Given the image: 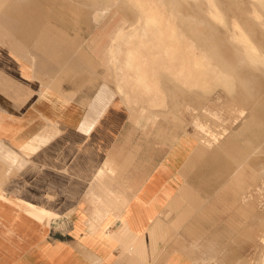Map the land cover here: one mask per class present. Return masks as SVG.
<instances>
[{"label": "crops", "instance_id": "crops-1", "mask_svg": "<svg viewBox=\"0 0 264 264\" xmlns=\"http://www.w3.org/2000/svg\"><path fill=\"white\" fill-rule=\"evenodd\" d=\"M6 7H0V17L13 11H7L11 7ZM17 10L16 13L21 12ZM105 17L87 35L83 34L85 45L89 47L91 42L90 56L80 59L82 69L68 77L74 86L61 87L73 93L62 105L59 93L43 92V83L31 67L34 62L29 53L35 51V37L27 42L20 33L13 34L23 40L14 43L6 38V32L0 33V144L5 145H0V152L18 155L15 158L19 163V168L6 173L0 161V186L6 191V198L10 196L16 202L13 204L41 210L30 219L23 212L14 214L12 203L0 198V264H215L222 261L221 248L227 247L223 238L246 236L242 231L250 225H246L245 218L252 209L240 197L251 183L244 173L238 180L237 172H222L214 162L215 156L208 155L213 162L203 158L199 161L204 168L209 163L214 165L213 176L209 178L213 190L205 193L196 188L187 174L199 162L191 163L194 155L191 151L198 141L189 135L185 124L180 128H155L160 142L169 147L159 164H156L155 143L159 140L156 137L152 140L155 152L148 153L143 160H135L140 145L127 148L130 136L121 135L119 130L127 120L124 101L110 102L108 96L112 86L108 62L117 45L114 42L120 35L121 24L107 31L110 22ZM21 21H0V31L6 28L29 31L31 24ZM39 25L38 29L34 27L38 32ZM36 40L43 47L39 33ZM73 46H76L74 41L66 49ZM39 53L38 60H43L44 54ZM99 67L104 71L99 73ZM95 84H98L95 94L86 88L78 91L83 85ZM205 129L213 140L203 136L199 141L207 145L219 142L215 139L218 134H226L225 127L220 131L206 124ZM122 141L127 144L126 151L120 145ZM180 161L183 164L175 171ZM94 167L99 170L93 176ZM29 168L36 175L30 182L28 179L33 176L28 177ZM79 172L87 175L85 181L71 178L70 173ZM18 173V180L14 181L12 175ZM109 174L114 181L109 186L111 196L105 197L102 188L101 206L95 204V216H90L91 203L86 197L89 182L98 178L102 181ZM239 182L243 188L237 198L234 195L241 187ZM212 194L216 195L212 197ZM238 206L243 213L237 211ZM230 207H234L233 212H227L231 211ZM223 214L228 215V221L221 224ZM57 219L59 229L52 236L51 225ZM94 223H100V227L94 228ZM100 228L111 234L103 236ZM212 229L215 231L209 235ZM259 242L264 244V233L259 235ZM235 260L234 264H252L242 257Z\"/></svg>", "mask_w": 264, "mask_h": 264}, {"label": "rangeland", "instance_id": "rangeland-1", "mask_svg": "<svg viewBox=\"0 0 264 264\" xmlns=\"http://www.w3.org/2000/svg\"><path fill=\"white\" fill-rule=\"evenodd\" d=\"M68 1L73 3L72 6L70 5L71 8ZM0 7H2V3H0ZM108 10L109 12L106 13ZM19 13H15L16 15L14 13L3 14L5 15L3 17L8 20L0 21L10 22V17H14L17 19H13L11 22L14 23V20L22 22L19 19L21 16ZM32 15L34 19L30 18L31 22L29 23L33 24L35 28L39 25L36 23L54 26V28L72 36L76 43L71 55H67L57 62H46V59L38 60V53H33L32 50L29 53V58L34 62L31 66L34 74L39 75L44 85L43 92L50 95L54 93L53 91L59 93L61 104H65L73 96L72 92L63 91L61 87L68 89L70 86H74L68 77L82 69L80 59L90 56L88 48L91 47V42H88L89 47L85 45L83 34L87 35L90 29L105 16V20L110 22L107 31L120 22V35L114 42L117 45L114 46L108 62V68L112 74V78L109 79L112 86H110L108 96L110 102L124 101L127 120L119 130H122L120 131L121 135H129L131 142L127 145L122 141L120 145L125 147L126 144L127 148L140 145V152L135 153L136 161L143 160L148 153L155 152L152 140L153 137L159 139L155 132V128L158 126L171 129L173 127L180 128L185 124L189 135L194 136L198 142L203 136L213 140V137L205 132L206 124L220 131L225 127L226 134H218L215 137L219 142L225 143L226 140L228 141V136L233 134L230 138L243 148L242 153H239L240 148L235 147V150L238 148L236 151L239 156L243 158L240 157L241 159L237 161L239 165L233 163L225 165L220 163L222 160L217 157H214V162L220 165L222 172H229L233 169L235 172L238 169V173L240 171L245 174L251 185L240 199L242 202H246L247 207L250 206L252 211L245 218L246 225L250 224L243 230L246 236H239L235 239L232 237L223 238L227 247L221 248L219 255L222 261H215V264H234L235 259L239 257L246 258L252 264H256L264 255V244L259 242V235L264 233V136L254 135L253 131L246 129L244 125L249 120L247 118L251 119V110L255 106L254 96L264 95V0H39L37 6L33 7L30 17ZM211 31L212 33H210ZM5 32L8 36L6 38L14 43L23 41H20L17 36H12L17 33H20L27 42L34 41L33 34H29L23 29L17 31L6 28L4 31H0L2 35ZM221 35L222 37H220ZM222 38L224 39L222 40ZM225 41L227 44L224 45ZM216 44L222 45L223 48H230L233 51V54L230 51L232 54L230 56H233L230 61L235 62L232 64L237 69L243 67L255 73L258 80L256 83L259 82L261 88L257 84L253 90L244 89L236 73L232 70L233 68L223 66L224 62L219 59L213 49ZM20 45H16V47ZM129 49L131 58L127 56ZM32 53L34 56L31 55ZM241 57L245 63L237 66L243 62L240 60ZM127 59L129 60L127 61ZM189 68L190 70H188ZM98 70L101 73L104 68L99 67ZM139 73L145 74L144 80H139ZM119 80L123 83V88L120 90L117 87ZM85 88L95 94L98 84L83 85L78 91ZM51 91L52 93H50ZM252 94L254 95L252 96ZM252 142L255 147L251 144ZM155 145L156 164H159L167 155L169 147L162 144L160 139L156 141ZM231 147L233 149V145ZM127 148L125 147V151ZM213 151L214 149L208 150L203 157L206 162L208 160L213 162L211 158L207 157L208 155L214 156ZM2 154H0V161L5 164L2 166L4 171L7 173L12 168L17 169L15 166L9 165L8 167L7 165L9 163L6 155L10 156V154L5 153V156ZM247 155L252 157L246 159ZM245 160L250 161L251 165H246L247 161ZM182 164L180 161L175 171H178ZM213 167L214 165L209 163L204 168L202 162L199 161L195 168L187 174V178L192 184L195 183L196 188L210 193L213 189L209 185L212 182L209 181V178L211 175L213 176ZM225 167H227L226 170L223 169ZM28 172V177L33 176L29 177L28 181L30 182L36 175L33 174L35 172L33 168H29ZM19 175L20 173L12 175V179L18 180L16 178ZM71 178L74 181L78 180L77 177L71 176ZM113 182L110 175L105 176L102 181L93 179L89 182L90 188L86 197L91 203L90 216H95V204H98V207L101 206L99 198L102 196V188L105 197L111 196L109 186ZM2 189L0 186V198L7 199L8 203H12L13 213L20 214L25 207L13 204L16 202L11 200L10 196L6 198L4 194L6 192ZM215 195L212 194V197ZM72 208L75 209V207ZM230 209L231 211L227 210V212H233L234 207H230ZM227 217V214L221 215L220 223H227ZM250 217L252 220L249 221ZM58 219L56 223H51L52 236H56L54 232L59 229ZM61 224L66 226L62 221ZM251 230L253 231L251 232ZM212 231L208 234L211 235L215 230L212 229ZM239 233L241 232L236 234Z\"/></svg>", "mask_w": 264, "mask_h": 264}, {"label": "bare ground", "instance_id": "bare-ground-1", "mask_svg": "<svg viewBox=\"0 0 264 264\" xmlns=\"http://www.w3.org/2000/svg\"><path fill=\"white\" fill-rule=\"evenodd\" d=\"M38 1L39 0H0V3H2V6H7V7H11V8H9V10L7 9V11H12L14 14L16 13V12H18V10L17 9H19V11H24V12H21V13H19V15L21 14V16H20V20H24V21H28V22H31V20H30V18L32 19L33 18V15L30 17V14L29 13H31V10H32V8L34 7V6H37V4H38ZM41 2V1H40ZM105 2V1H104ZM68 3V5H69V7L71 8V6L73 5V3H71L70 1H68L67 2ZM99 5H100V3H98ZM107 4V3H106ZM105 4V5H106ZM71 5V6H70ZM6 7V8H7ZM68 7V8H69ZM109 7V6H108ZM24 8V9H23ZM27 8H28V10H27ZM48 9V8H47ZM198 9V8H197ZM17 10V11H16ZM72 10V9H71ZM70 11V10H69ZM4 12H6V11H4ZM4 12H2V13H4ZM11 12V13H12ZM9 13L10 12H8V14H6V15H9ZM12 13V14H13ZM24 13V16L22 17V14ZM73 14V13H72ZM16 15V14H15ZM2 17H0V20H5V19H7L6 17H3V16H5V15H1ZM35 17V16H34ZM10 19L11 20H9L10 22L13 20V19H17V18H14V17H10ZM34 19V18H33ZM8 20V19H7ZM6 21V20H5ZM19 21V20H18ZM33 21V20H32ZM14 22H15V20H14ZM47 22V21H46ZM147 22V21H146ZM13 23V22H12ZM48 24V23H47ZM154 24V23H153ZM146 27V26H145ZM156 30V29H155ZM154 30V31H155ZM157 31V30H156ZM29 34H33V36L35 37V51L33 50V53H38V52H40L41 54H44V56H42L41 55V57H42V59H43V61H44V59H46L45 61L46 62H54V61H59V60H61L62 58H64L65 56H67V55H70L72 52H73V48H71V49H66L67 48V46H69V45H71V44H73V39H71L70 37H68L69 36V34H67L66 32H64V31H60V30H58V28L56 29V28H54V26L53 27H50V25H42V26H40V31L38 32L36 29H34V26H33V24L32 25H30L29 26ZM137 32V31H136ZM217 32V31H216ZM215 32V33H216ZM38 33H39V35H40V39L43 41V47L42 46H38V44H37V40H36V38H37V36H38ZM155 33V32H154ZM154 33H152V34H154ZM210 33H212V31L210 32ZM209 33V34H210ZM217 33H219V32H217ZM145 34V33H144ZM220 34V33H219ZM136 35V34H135ZM218 35V34H217ZM144 36V35H143ZM145 36H146V34H145ZM144 36V37H145ZM154 36V35H153ZM205 36V35H204ZM219 36V35H218ZM245 36V35H244ZM133 37H134V35H133ZM133 37H131V38H133ZM155 37H156V35H155ZM209 37H210V35H209ZM213 37V36H212ZM220 37H222V35L220 36ZM219 37V38H220ZM159 38V37H158ZM157 38V39H158ZM206 38H207V35H206ZM218 38V37H217ZM226 38V37H225ZM212 39V38H211ZM214 39H215V37H214ZM214 39H213V41H214ZM224 38H222V40H223ZM227 39V38H226ZM229 39H231V38H229ZM130 40V39H129ZM128 40V41H129ZM160 40V39H159ZM208 40V39H207ZM160 41H162V40H160ZM210 41V40H209ZM218 41H219V43H221L220 42V40L218 39ZM2 42V41H1ZM130 42V41H129ZM229 42V41H228ZM133 43V42H132ZM214 43V42H213ZM129 44V43H128ZM225 44H227L226 43V41H225V43H224V45ZM213 45V44H212ZM223 45V46H224ZM214 46H216L215 48H213V49H215V52H216V54H217V56L219 57V59H221L224 63V67H231V68H233L232 70L236 73V75H237V77L239 78V82H240V84H242V86H244V89H246V90H253L256 86H257V84L259 85V88H261V85L259 84V82H257L256 83V81H258L257 80V78H256V75H255V73H253L251 70H249V69H245V68H243V67H241V69H239L240 67H238V69H237V67L236 66H234L232 63H234L235 64V62H233V61H230V59L231 58H233V56L231 57L230 55H232L233 54V51L230 49V48H227V47H222V45L221 46H219V44H216V45H214ZM227 46V45H226ZM251 46V45H250ZM228 47H230V46H228ZM231 47H233V46H231ZM177 48H178V46H177ZM235 48V47H234ZM133 50V49H132ZM136 50V49H135ZM234 50V49H233ZM171 51V50H170ZM230 51H232V54H230ZM133 52V51H132ZM33 53L31 54V55H33ZM39 53V54H40ZM140 54H141V52H139ZM173 53V52H172ZM175 53V52H174ZM173 53V54H174ZM130 55H131V50L129 49L128 51H127V56L129 57V58H131L130 57ZM236 55V54H235ZM241 55V54H240ZM34 56V55H33ZM36 56V55H35ZM172 56V55H171ZM238 56V55H237ZM242 56V55H241ZM243 57V56H242ZM240 58V60H243V62H241L240 64H237V66L239 65V66H241L242 64H244L245 62H244V59L243 58ZM38 58V57H37ZM36 58V59H37ZM173 58V57H172ZM133 59V58H132ZM146 59V58H145ZM229 59V60H228ZM236 59H237V57H236ZM129 59H127V61H128ZM137 60V59H136ZM208 60V59H207ZM130 61H131V59H130ZM239 62V61H238ZM188 63V62H187ZM186 63V64H187ZM139 64V63H138ZM128 65H130V63H128ZM188 65V64H187ZM126 66V65H125ZM245 66V65H244ZM188 68V67H187ZM137 69L139 70V68H138V66H137ZM188 70H190V68L188 69ZM35 72H37V71H35ZM39 72V71H38ZM262 75V74H261ZM264 76V75H263ZM138 78H139V80H144L145 79V74H138ZM199 78V77H198ZM262 78V77H261ZM125 79V78H124ZM42 81V80H41ZM264 81V80H263ZM263 81H261V82H263ZM48 82V81H47ZM260 82V83H261ZM145 83V82H144ZM46 84V83H45ZM263 84V83H262ZM44 86V85H43ZM117 87H119V90L120 89H122L123 88V83H122V81H118V86ZM239 87V86H238ZM257 89H258V87H257ZM260 90V89H259ZM263 90V89H262ZM258 91V90H257ZM240 93V92H239ZM262 93V92H261ZM263 94V93H262ZM254 94H252V96H253ZM257 95V94H256ZM254 98H255V100H254V107H253V109L251 110L252 112V115H250L251 116V119L250 118H247V119H249L248 121H246L247 123H245V125L244 126H246V129H248V130H250L251 132L253 131V133H254V135H257L258 137H262V136H264V95L262 96H258V97H256V96H254ZM67 99V98H66ZM252 100V99H251ZM64 101V100H63ZM64 103V102H63ZM62 105V104H61ZM249 116V117H250ZM259 117V118H258ZM55 125V124H54ZM60 130V129H59ZM231 135H233V134H231ZM231 135L230 136H228V141L226 140V142L225 143H222L221 141L220 142H216V143H214L213 145H207L206 143H204V142H198L199 144H198V146L195 148V149H193L192 151H191V153H194V155H193V158H192V160H191V163H195V162H198L199 160H201L206 154H207V152H208V150L209 151H212L213 149H214V151L212 152V153H215V157H217V159L218 158H220V160H222V161H220V163H223V164H225V165H227V164H230V163H233V164H235V165H239V163L237 162L238 160H240L242 157L241 156H239V153H242V151H243V148H241V146H239V143H238V145H237V142H235V141H233V139H231L230 137H231ZM226 138V137H225ZM255 138H257V137H255ZM258 139V138H257ZM222 140H223V138H222ZM252 140V139H251ZM254 143H256L255 141H253ZM251 143V144H253V146L255 145L254 143ZM1 143V142H0ZM175 144V143H174ZM173 144V145H174ZM1 145V144H0ZM231 145H233V149H232V147H231ZM1 146H3V143H2V145ZM0 146V147H1ZM5 146V145H4ZM3 146V147H4ZM239 147L240 149H239V153L235 150V147ZM250 146H252V145H250ZM255 147V146H254ZM3 149V148H2ZM1 149V150H2ZM5 149V148H4ZM6 149H8V147L6 148ZM212 149V150H211ZM16 150V149H15ZM230 150H233V151H231L230 152ZM8 151V150H7ZM9 152H10V150H9ZM5 153H7V152H5V150H4V153L2 154L3 156H5ZM13 153V152H12ZM210 153V152H209ZM1 154V153H0ZM191 155V154H190ZM16 156H18V155H16L15 154V156H14V154L12 155L11 153H10V156L9 155H6V157H7V160H8V163L9 164H7L8 165V167H9V165H11V166H15L16 168L19 166V163L16 161L17 159L15 158ZM245 156V155H244ZM174 157V156H173ZM241 157V158H240ZM252 156H248L247 155V157H246V159L247 158H251ZM5 158V157H4ZM18 158V157H17ZM232 158V159H231ZM20 159H22L21 157H20ZM24 159V158H23ZM243 159V158H242ZM198 160V161H197ZM3 161V160H2ZM18 161H21V160H19L18 159ZM23 161V160H22ZM22 161H21V163H22ZM30 161V160H29ZM28 161V162H29ZM243 161V160H242ZM245 161H247V164L246 165H248V166H250L251 165V162L250 161H248V160H245ZM25 162V161H24ZM188 162V161H187ZM237 162V163H236ZM244 162V161H243ZM27 162H25V164H26ZM111 163V162H110ZM190 163V164H191ZM246 163V162H245ZM4 164V163H3ZM190 164H188V165H190ZM241 164H243L242 162H241ZM240 164V165H241ZM1 165V164H0ZM5 165V164H4ZM22 165V164H21ZM20 165V166H21ZM24 165V164H23ZM22 165V166H23ZM109 165V164H108ZM111 165V164H110ZM186 165H187V163H186ZM191 165H193V164H191ZM183 167V166H182ZM185 167V166H184ZM19 168V167H18ZM22 168V167H21ZM53 168V167H52ZM190 168V167H189ZM192 168V167H191ZM9 169V168H8ZM243 169V168H242ZM12 170H14L13 168H12ZM16 170V169H15ZM19 170V169H18ZM94 172H93V176L94 175H96V171H98L99 169H98V167H94ZM105 170V169H104ZM234 170V169H233ZM233 170H230L229 172H233ZM192 171V170H191ZM238 171V169L237 170H235V172H237ZM100 172V171H99ZM106 172V171H105ZM107 173V172H106ZM187 173V172H186ZM72 174V175H71ZM237 175H236V177H237V179L239 180L240 179V177L242 178V176H244V174L243 173H241L240 171H239V173L237 172L236 173ZM70 175L72 176V177H77L78 179H81V180H84L85 181V178H87L86 176L87 175H85V174H83V173H77V175L76 174H73V173H70ZM110 175V174H109ZM102 176V175H101ZM100 176V177H101ZM260 176V175H259ZM258 176V177H259ZM102 178V177H101ZM99 179V178H98ZM240 183V186L241 187H238V191L235 193L236 195H234V196H237V198H239L238 197V195H240L239 193H241L240 191V188H243L242 187V185H241V182H239ZM229 184V183H228ZM231 184V183H230ZM229 184V185H230ZM245 184V183H244ZM246 185V184H245ZM236 188V187H235ZM235 188H233L234 190H237V189H235ZM4 192H6L4 189H2ZM243 192H245V191H243ZM234 193V192H233ZM5 194V193H4ZM222 196H223V194H222ZM233 197V196H232ZM231 197V198H232ZM236 198V199H237ZM232 199H234V198H232ZM235 200V199H234ZM233 200V201H234ZM238 201V199L235 201V202H237ZM235 202H233V205L235 204ZM231 204H232V202H231ZM240 206V205H239ZM237 207V211H242L241 209V207H243L242 206V204H241V207ZM112 207V206H111ZM111 207H110V209H111ZM246 207V206H245ZM23 208V207H22ZM124 208V207H123ZM109 209V210H110ZM113 209V208H112ZM195 209V208H194ZM23 211V213L24 214H26V215H30V219H31V216H33L34 217V215L35 214H37V212H41V210L39 209V207H28V208H23L22 209ZM107 210V209H106ZM105 211V210H104ZM120 211V210H119ZM236 211V212H237ZM45 212H43V214H44ZM235 213V212H234ZM239 213V212H238ZM241 213H243V212H241ZM15 214V213H14ZM206 214V213H205ZM245 214V213H244ZM44 215H46V214H44ZM198 215V214H197ZM43 216V215H42ZM111 216V215H110ZM109 216V217H110ZM115 216V215H114ZM121 216V215H120ZM205 216V215H204ZM32 217V218H33ZM39 217H41V216H39ZM46 218H48V217H46ZM51 218H53V217H51ZM40 219V218H39ZM55 219V218H54ZM40 220H42V222H43V219H40ZM44 220H46V219H44ZM46 222H48V221H46ZM44 223H45V221H44ZM43 223V224H44ZM101 223V222H100ZM100 223H94V228H96V227H100L99 225H100ZM36 224V223H35ZM41 226H42V224H41ZM43 227V226H42ZM198 227H200V226H198ZM101 229V234L103 235V236H106V235H109V234H111V231H106V230H104L103 228H100ZM199 229V228H198ZM233 229V228H232ZM237 229V228H236ZM234 230V229H233ZM243 232V231H242ZM197 233V232H196ZM203 234V233H202ZM173 236V235H172ZM205 250H206V247H205ZM207 251V250H206ZM190 253V252H189ZM258 264H264V256H263V258L261 259V261H259V263Z\"/></svg>", "mask_w": 264, "mask_h": 264}]
</instances>
